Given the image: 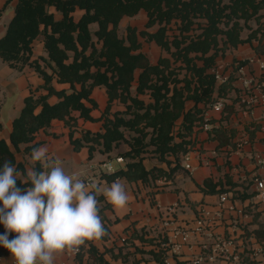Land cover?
Here are the masks:
<instances>
[{"label":"crops","instance_id":"1","mask_svg":"<svg viewBox=\"0 0 264 264\" xmlns=\"http://www.w3.org/2000/svg\"><path fill=\"white\" fill-rule=\"evenodd\" d=\"M17 2L18 0H0V37L6 34L7 27L15 14ZM49 10L55 14L57 19L61 18V14L54 8H49ZM141 12L145 13L147 17L145 11L142 10L139 13ZM81 13V10H77L75 18L78 19ZM260 14H264V10H261ZM251 21H255L257 24L256 28L251 27ZM241 24H243L242 20ZM93 25L96 26L97 23L91 24V28ZM158 27L159 25L157 24L151 28H146L145 24L144 29L141 30L154 32ZM172 27L175 28L174 25ZM96 29L94 28L92 31ZM263 32L264 16L261 19L253 18L249 20L248 24L241 30L240 38L245 40L250 38L247 42L239 43L236 46L228 43L227 47L224 48V42L227 38L223 34L218 36V48L220 50L216 53L212 65H222L223 70L231 76L230 82L215 84L209 101L202 100L198 102L194 100L196 83L191 68H204L205 60L203 59V54L189 53L188 58L191 62L190 66L187 67L182 60L176 62L172 53L167 51L165 53V50L154 41L147 43L153 49L152 52L148 49L150 53H146L144 47L146 40H141L142 37H139L142 43L141 51L151 64L157 65L161 58L167 59L170 67L166 72L173 71L178 75L180 82H178L177 88L184 95L185 112L199 110L196 115L197 118L192 124L191 131L188 133L183 131V115L175 121L172 144L183 140L187 142L183 144L182 149L176 152L170 151L163 158L154 151V145L147 146L140 157H126L124 154L131 150V146L127 141H121L108 153H103L101 146L94 145L91 157L89 152L91 143L87 144L84 142V145L79 150H75L72 139L81 140L86 131L96 133L104 130L103 120H84L78 117V112L74 113V116L78 118L73 129H70L64 121L56 119L52 121L48 128L40 129L35 133L34 141L31 144L38 143L39 147L46 146L49 149L48 154L61 161V166L66 174H76L77 178L85 183L92 177V183L100 186L102 190L109 187L113 182L103 176L112 172H107L102 165L117 157L124 158L122 163L116 162L121 165L119 169H126L128 162H135L138 159H141L143 167L148 171L160 169L169 173L172 168L176 167L172 176L166 182L162 179L151 178L147 181L140 179L129 181L126 178H119L129 197L127 204L122 208H116L108 203L103 191H101L97 196L98 207L107 235L99 240L86 241L85 244L80 245L81 255H83L82 260L78 258L80 253L69 257L67 250L58 254L55 260L66 259L69 264H97L89 253L90 247H94L97 255H102L110 264H159L155 254L160 253L161 250L164 257L166 253L170 254L171 251L167 246H164L171 234L169 228H165L163 225L168 206L178 205L174 216L176 220L175 226L184 229L194 225L198 208L202 205L216 209L219 194L221 193L228 192L237 209L253 203L255 178H264V165H257L253 158L255 153L262 155L264 150V132L260 130L258 121L264 108H256L254 114L242 110V106H240L238 101V95L242 90V83L238 79V68L242 66L246 76L252 78L256 85H262L264 89V71L259 65L261 61L264 62ZM168 33L172 35L174 32L170 30ZM32 46L31 61H38L41 67L44 68L45 64L42 58L47 57L44 37L39 35ZM97 46L100 47L101 43H98ZM212 52L207 53L206 56L214 54ZM210 68L211 65L206 69V74H211ZM45 70L51 73L49 67H45ZM139 73L140 70H136L135 79L130 88V97L126 101L121 98H115L110 101V108L106 114L109 119L113 120L115 113H119L126 119L132 117L131 114H125L124 112L128 106L133 107V97H137L145 105L154 104L155 100L149 90H145L143 93L137 92ZM186 82L189 84L187 89L185 88ZM53 84L57 89L68 88V85L59 84L55 80ZM43 85L44 79L34 67L26 65L22 70H17L10 67L0 58V136L8 143H10L9 138L13 121L20 115L25 97L31 92L35 96L46 94L47 91L43 88ZM169 87L168 98L173 94L174 84L170 83ZM92 96L98 107L93 109L91 114L99 118L109 104L106 87H95ZM219 97L226 99L224 110L210 113V128L205 130L203 124L206 104L215 101ZM56 100L55 96L50 98L51 102ZM143 125L144 122L140 124V127H143ZM121 129L124 131L126 139L139 135L133 130ZM146 131L149 132L146 138V141H148L153 129L152 127H147ZM178 131H182L185 136H177ZM242 139H247L248 143L243 144L239 148L237 145ZM27 145L30 144L20 145V151L15 152L17 161L22 162L25 166L26 175L28 169L33 166L31 155L24 152ZM187 154L190 155V162L195 168L192 172L184 167V158ZM42 169L47 171L43 167ZM26 177L21 173L17 178L24 180ZM209 183L216 186V192L210 191ZM219 190L224 191L218 192ZM240 225H244L249 229L254 227L251 219L242 217L237 211H226L223 221L216 229V233L230 234L235 231L239 233ZM155 228L158 231L149 232L148 234V231ZM3 229L4 226H0V235H3ZM158 232H162L164 239L161 241L155 237ZM255 232L258 237L263 236L261 229H257ZM16 235L18 234L9 235V239ZM121 238H126V246L128 247L125 250L123 249L124 243ZM206 242H208V239L205 237H192L180 253L173 255L171 264H190L194 257L204 251L203 245ZM0 255L6 261L14 260L11 252L3 245L0 246ZM249 264L262 263L254 262Z\"/></svg>","mask_w":264,"mask_h":264},{"label":"trees","instance_id":"2","mask_svg":"<svg viewBox=\"0 0 264 264\" xmlns=\"http://www.w3.org/2000/svg\"><path fill=\"white\" fill-rule=\"evenodd\" d=\"M49 8L58 11L61 18L57 19ZM77 10L82 11L78 19L75 18ZM142 10L147 14L146 28L158 24V29L154 32L137 31L128 26L126 37H120L118 29L122 19L134 17ZM261 10H264V0H18L6 34L0 37V58L17 70H22L26 65L34 67L43 77V88L47 93L35 96L31 92L26 96L20 115L13 121L10 143L0 136V168L6 160L10 161L26 177L25 166L17 161L15 152L20 151V145L30 144L24 152L31 155L33 149L39 147L38 143L31 144L35 133L48 128L56 119L64 121L70 129L76 126L78 117L88 121H104L103 131H86L81 140L72 139L75 150H79L84 142L91 143L90 157L94 145L101 146L102 152L108 153L121 141H127L131 146V150L124 154L130 158L140 157L150 145L155 146L154 151L161 158L170 151L182 149L187 141L172 144L175 121L183 115V131L188 133L199 110L185 112V98L177 88L180 82L178 75L173 71L166 72L170 67L167 59L161 58L157 65L151 64L141 51L139 37L156 42L163 50L172 53L176 62L182 60L187 67L191 62L189 53H202L204 68H191L197 81L194 100L209 101L215 81L212 75L205 72L212 66L220 50L218 36H226L224 48L228 43L236 46L249 41L250 38L241 39L240 32L249 20L264 16L260 14ZM93 23L98 25L95 31L91 29ZM170 30L174 32L172 35L168 33ZM39 35L44 37L47 52V57L42 61L51 73L38 61H31L32 45ZM262 36L264 38V32ZM98 43H101L100 47ZM211 51L214 54L206 56ZM138 69L137 92L149 90L154 104L145 105L137 97H131L133 107L128 106L124 113L132 117L126 119L115 113L114 119H109L106 114L110 101L115 98L126 101L130 97V88ZM54 80L68 85V88L57 89ZM170 83L174 84V88L172 96L168 98ZM97 86H105L109 97V104L99 118L91 114L98 107L92 96ZM188 86L186 82L185 88ZM52 96L57 98L55 102L50 101ZM75 112H78V117L74 116ZM143 122V127H140ZM147 127L153 129L148 141ZM121 128L133 130L139 135L126 139ZM177 136L185 135L178 131ZM175 169L172 168L169 173L160 169L148 171L138 159L128 162L126 169L103 176L109 181L119 178L129 181L169 179ZM35 170L43 171L39 162H36ZM21 181L17 178V187L22 190L32 186L30 182L24 184ZM208 185L211 192L217 191L216 186ZM5 231L4 228L2 234ZM79 253H82L81 249ZM89 253L95 263L110 264L102 255H97L94 247H90ZM82 257L80 255L79 259L82 260ZM155 258L159 264H164L161 250L155 254Z\"/></svg>","mask_w":264,"mask_h":264},{"label":"clouds","instance_id":"3","mask_svg":"<svg viewBox=\"0 0 264 264\" xmlns=\"http://www.w3.org/2000/svg\"><path fill=\"white\" fill-rule=\"evenodd\" d=\"M46 146L34 148L25 190L17 187L21 173L10 161L0 168V224L5 233L0 245L7 248L15 264H54L64 251H75L86 241L107 235L97 196L103 191L108 203L124 207L128 195L119 179L105 189L86 184L76 174H66L61 161L50 156ZM39 162L47 171L35 170ZM17 233L9 239L11 233Z\"/></svg>","mask_w":264,"mask_h":264},{"label":"built area","instance_id":"4","mask_svg":"<svg viewBox=\"0 0 264 264\" xmlns=\"http://www.w3.org/2000/svg\"><path fill=\"white\" fill-rule=\"evenodd\" d=\"M259 65L264 71V62L261 61ZM210 69V75L213 76L215 84H226L230 82L231 76L223 70L222 65L214 64ZM238 79L242 83V90L238 95V101L240 106H242V110L254 114L256 108H264V89L262 85H256L252 78L247 77L242 66L238 68ZM195 83L197 85L196 77ZM225 104L226 99L224 97H219L215 101L206 104L203 124L205 130L210 128V113L222 112ZM258 121L260 130L264 132V111L258 118ZM246 143H248V140L242 139L237 146L240 148ZM262 155H264V150ZM262 155L259 153L253 155L257 165H264V156ZM115 160L118 163H122L124 158L117 157ZM190 161L191 157L187 154L184 158V167L192 172L195 168ZM102 166L107 172L115 171L111 161L103 163ZM92 182L93 178L91 177L86 181V184H92ZM254 184L255 195L252 204L237 209L230 199V194L228 192L221 193L219 194L216 209H211L203 205L198 208L194 225L190 228L182 229L175 226L176 220L174 216L178 205L173 204L168 206L166 208L163 225L165 228H169L171 234L168 241L164 243V246H167L171 251L170 254L166 253L164 255V264H171L173 255L180 253L182 248L189 243L190 239L196 236L205 237L208 239V242L203 245L204 251L194 257L190 264H249L254 262L264 264V178L256 177ZM0 207H2V204H0ZM226 211H237L242 217L251 219L254 227L249 229L244 225H240L239 233L237 231L230 234L216 233V229L223 221ZM257 229L263 231L262 238L257 236L255 232ZM79 252L80 248L78 247L75 251H67V254L70 257L78 255ZM0 264H15V261H6L0 255ZM54 264L69 263L68 260L62 259L55 260Z\"/></svg>","mask_w":264,"mask_h":264},{"label":"rangeland","instance_id":"5","mask_svg":"<svg viewBox=\"0 0 264 264\" xmlns=\"http://www.w3.org/2000/svg\"><path fill=\"white\" fill-rule=\"evenodd\" d=\"M147 17H146V15H145V13H143V12H141V13H139V14H137L136 16H134V17H128V18H125V19H123L122 21H121V24H120V26H119V29H118V33H119V36L120 37H126V34H127V27L128 26H131V27H134V28H136L137 29V31H139V29L141 30V29H144V27H145V24H146V21H147V19H146ZM250 25H251V27L253 26V27H257V24L255 23V21H251L250 22ZM96 27H97V25L96 26H92V30L95 28L96 29ZM248 31V30H247ZM144 40V38H141V40ZM147 43H149V41L148 40H146V43H145V45H144V47H145V52L146 53H150V51L148 52V49L149 50H151V52H152V47L149 45V44H147ZM165 53H166V51H165ZM111 163H112V165H113V167H114V169L115 170H118L120 167H121V165H119V164H117L116 163V160L115 159H111ZM160 179H162L163 181H168V179H166V178H160ZM153 231H158L157 230V228H155L154 230H151V231H148V234H149V232H153ZM156 238H157V240H159V241H161V240H163L164 238H163V235H162V232H158L157 234H156V236H155ZM126 238H121V240H122V242L124 243L123 244V249L125 250V249H127V247L128 246H126L127 244H126V240H125ZM81 254H79V256H80ZM79 256H78V258H79Z\"/></svg>","mask_w":264,"mask_h":264}]
</instances>
